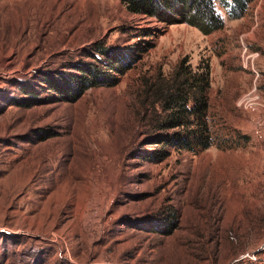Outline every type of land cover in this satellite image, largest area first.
<instances>
[{
  "label": "rangeland",
  "instance_id": "obj_1",
  "mask_svg": "<svg viewBox=\"0 0 264 264\" xmlns=\"http://www.w3.org/2000/svg\"><path fill=\"white\" fill-rule=\"evenodd\" d=\"M216 9L204 35L119 0H0V264H264V0ZM184 57L209 66L229 147L143 159L145 86ZM86 64L107 86L48 93L45 78ZM22 87L40 101L15 105Z\"/></svg>",
  "mask_w": 264,
  "mask_h": 264
},
{
  "label": "trees",
  "instance_id": "obj_2",
  "mask_svg": "<svg viewBox=\"0 0 264 264\" xmlns=\"http://www.w3.org/2000/svg\"><path fill=\"white\" fill-rule=\"evenodd\" d=\"M128 13L153 19L166 26L186 24L208 35L222 27V18L216 9V2L230 16L245 9L250 0H119ZM145 35L148 31L143 32ZM146 46L144 50H149ZM107 56L104 50H98ZM115 58V57H114ZM106 67L116 71L123 68L124 63L117 58H110ZM104 66V65H103ZM78 74L45 78L44 84L50 94L58 95L65 102L78 100L88 89L107 86V77L100 71L99 65L86 64L76 67ZM210 69L206 64L193 68L188 58H182L167 76L158 73L145 86V92L151 98L154 117L149 121L146 145L152 150L143 151L139 157L149 161H163L172 152H188L196 154L216 145L228 148L227 140L221 139L216 144V135L210 122ZM114 84L109 83V86ZM22 87L26 98L14 102L20 107L29 100L39 102L35 92H27ZM25 102V103H24ZM234 264H247L236 262Z\"/></svg>",
  "mask_w": 264,
  "mask_h": 264
}]
</instances>
